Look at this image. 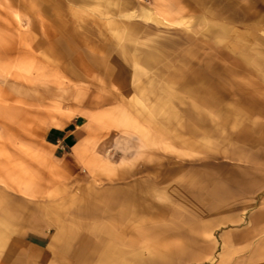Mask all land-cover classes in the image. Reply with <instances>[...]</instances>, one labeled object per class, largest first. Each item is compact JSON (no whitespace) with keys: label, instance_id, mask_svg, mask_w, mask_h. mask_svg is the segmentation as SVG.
<instances>
[{"label":"rangeland","instance_id":"obj_1","mask_svg":"<svg viewBox=\"0 0 264 264\" xmlns=\"http://www.w3.org/2000/svg\"><path fill=\"white\" fill-rule=\"evenodd\" d=\"M71 121L92 138L87 173L58 181L82 206L134 180L189 209L188 187L208 204L210 187L264 169V0H0V195L4 179L8 199L19 183L47 198L45 210H22L29 222L0 220V264L82 251V214L50 208L56 180L40 146L51 125ZM48 215L69 241L37 249Z\"/></svg>","mask_w":264,"mask_h":264},{"label":"crops","instance_id":"obj_2","mask_svg":"<svg viewBox=\"0 0 264 264\" xmlns=\"http://www.w3.org/2000/svg\"><path fill=\"white\" fill-rule=\"evenodd\" d=\"M84 126L72 121L51 125L41 140V149L49 153L56 180L50 192L54 200L50 208L61 217L67 215L64 210L76 209L87 227L81 253L52 251L49 256L54 258L53 264L58 263L60 255L67 259L65 264H73V256L75 259L85 256L93 243H98L93 251L95 255L110 251L113 259L110 262L116 264H150L148 260L139 262V258L144 257L160 259L161 264H171L170 261L174 264V259L177 264H264V169L242 167L232 187L227 186L225 190L210 187L208 204L202 201L201 192L196 193L200 187H188L194 190L195 202L189 209L185 204L173 206L166 196L168 188L158 186L155 190L153 185H140L134 180L112 189L99 187L98 200L82 206L74 202L70 187L59 186L58 176L68 180L71 175L87 173L84 166L89 161L93 143ZM210 177L217 183V174L212 173ZM8 185L3 179L0 195L4 199L3 210L16 209L21 214L19 222L30 221V214L23 213L24 209L32 206L45 210L46 192H40L38 187H22L19 183V195H12L9 200ZM183 188L187 192L186 187ZM13 200L17 201V206ZM44 218L47 220L40 221V232L32 239L35 248L43 249L58 238L69 241V228L57 229L61 221H55L51 215ZM139 242L146 244L138 248Z\"/></svg>","mask_w":264,"mask_h":264},{"label":"bare ground","instance_id":"obj_3","mask_svg":"<svg viewBox=\"0 0 264 264\" xmlns=\"http://www.w3.org/2000/svg\"><path fill=\"white\" fill-rule=\"evenodd\" d=\"M33 1V3L35 4H39L40 0H31ZM65 50H66V47H65ZM146 60H149V58H146ZM3 205H4V199L3 197L1 196L0 197V216H1V221L3 223H16L18 221L19 223V219H20V216L21 214H19V212L15 209L14 211H6V210H3ZM4 225V224H3ZM4 230V229H3ZM4 231H1L0 230V242H3V237H4ZM90 244V243H89ZM1 245V243H0ZM100 245V243H99ZM89 249L87 251V254L85 256H78L77 259H75V257L73 256V264H104L107 263V264H116V263H112L110 261H113V259L111 258L112 257V252L110 251H107V252H104V253H101V255H95L93 253V251L98 247V243H93V245H89L88 246ZM61 256V255H60ZM60 256H58V263L57 264H65V260L67 259H62ZM96 257V258H95Z\"/></svg>","mask_w":264,"mask_h":264}]
</instances>
